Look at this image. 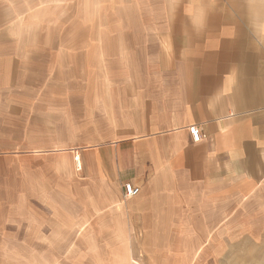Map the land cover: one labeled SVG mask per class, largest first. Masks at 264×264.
<instances>
[{
    "label": "crops",
    "instance_id": "1",
    "mask_svg": "<svg viewBox=\"0 0 264 264\" xmlns=\"http://www.w3.org/2000/svg\"><path fill=\"white\" fill-rule=\"evenodd\" d=\"M113 1L121 8L115 31L102 36L114 45L97 54L102 85L116 89L97 112L103 126L90 123L69 145L79 150L81 171L72 156L68 163L88 194L85 206L67 213L72 252H85L87 264L186 262V248L216 245V232L240 216L256 209L264 218V0ZM190 126L200 131L199 142ZM56 148L62 146L0 152H8L14 170L19 158L26 167L33 157L46 164ZM53 157L62 163V155ZM34 179L23 177L24 194ZM36 182L38 207L24 210L23 223L59 237L19 240L29 247L22 260L62 264L63 207L47 202L46 175ZM124 184L138 195L125 199ZM0 220L4 264L2 251L16 245L8 225L16 223Z\"/></svg>",
    "mask_w": 264,
    "mask_h": 264
},
{
    "label": "rangeland",
    "instance_id": "2",
    "mask_svg": "<svg viewBox=\"0 0 264 264\" xmlns=\"http://www.w3.org/2000/svg\"><path fill=\"white\" fill-rule=\"evenodd\" d=\"M113 2L0 0V146H62L48 150L46 164L33 157L26 167L19 158L22 166L14 170L7 161L8 152H0V219L13 218L16 223L8 225L16 230V245L2 251L4 264H38L23 263L22 256L29 254V247L19 240L59 237L58 232H40L33 226L28 231L23 223L24 210L38 207L32 198L40 174L47 176L44 186L52 196L47 202L56 201L63 207L62 264H87L82 261L87 258L85 252H72L67 222V213L85 206L88 195L86 183L74 176L68 163L72 156L74 170L81 171L74 161V156L80 157L79 150L69 145L86 136L90 123L103 126L97 112L104 104L103 96L116 89L102 85L106 76L102 66L98 67V59L103 54H97L104 45H114L112 39L104 44L102 36L104 30L115 31V16L121 8ZM140 9L146 17V7ZM54 153L62 155L61 164ZM29 174L35 176L31 191L25 192L31 198L24 194L23 177ZM10 212L13 215L5 214ZM229 227L216 232L214 246L186 248L190 255H186V262L177 264H264V218L258 210L240 216V222Z\"/></svg>",
    "mask_w": 264,
    "mask_h": 264
},
{
    "label": "built area",
    "instance_id": "3",
    "mask_svg": "<svg viewBox=\"0 0 264 264\" xmlns=\"http://www.w3.org/2000/svg\"><path fill=\"white\" fill-rule=\"evenodd\" d=\"M188 131L194 142H199L202 139V135L196 126H190L188 128ZM74 161L76 163V167L80 168L81 162L79 155L74 156ZM123 189H124V197L127 200L134 198L139 193V189L132 186L131 184H124Z\"/></svg>",
    "mask_w": 264,
    "mask_h": 264
}]
</instances>
